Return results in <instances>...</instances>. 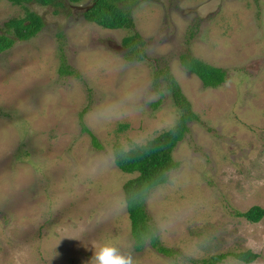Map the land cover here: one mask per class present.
Listing matches in <instances>:
<instances>
[{"label":"rangeland","instance_id":"rangeland-1","mask_svg":"<svg viewBox=\"0 0 264 264\" xmlns=\"http://www.w3.org/2000/svg\"><path fill=\"white\" fill-rule=\"evenodd\" d=\"M91 2L59 14L29 4L45 25L0 53V264H93L103 243L134 264H205L245 250L259 257L216 264H264V218L235 215L264 208V0H142L133 11L144 61L126 59L128 29L103 28L76 8ZM20 15L0 0V33ZM185 53L223 68L226 81L205 87L183 67ZM63 56L78 75L59 72ZM161 69L200 116L174 151L181 166L146 202L174 256L134 249L123 186L137 174L122 171L113 150L178 118L163 75L154 85Z\"/></svg>","mask_w":264,"mask_h":264},{"label":"trees","instance_id":"trees-1","mask_svg":"<svg viewBox=\"0 0 264 264\" xmlns=\"http://www.w3.org/2000/svg\"><path fill=\"white\" fill-rule=\"evenodd\" d=\"M13 5L21 6L24 15L12 17L5 22L0 33V53L13 48L15 44L22 41H30L35 38L43 26L45 19L38 11H34L29 4L36 3L45 7H51L54 13L60 10H69V4L79 3L81 0H8ZM142 0H92L91 7L84 10L85 18L99 26L107 29H128L129 33L123 39V45L127 47L126 59L129 61H144L147 59L145 51L146 40L136 30L134 19V8ZM183 67L196 74L203 81L205 87L216 88L226 81L227 72L218 66L185 53L181 56ZM59 72L64 75H78L69 64L65 56L62 57ZM167 81V90L174 99V104L179 110L178 118L168 129L148 139L145 143H132L129 148L122 144L114 145V160L117 166L124 172L137 174L124 183V199L131 223V235L134 249L144 250L146 245L153 246L166 256H174L176 251L164 245L161 239L159 227L150 215L146 202L150 194L157 187L165 185L170 179V173L181 166L180 161L174 157V151L178 144L190 131L189 123L199 121L200 116L193 110L191 101L182 91L177 79L167 69H161L155 75L154 85H159V77ZM160 93L163 95L162 89ZM153 103L154 107L162 102ZM81 114V119H83ZM83 129L88 131L93 139V144L101 148L102 144L97 136L91 132L82 122ZM127 124H120V130L127 128ZM236 216L244 217L248 221L258 223L264 218V208L260 205L250 207L246 211H237ZM228 256L250 263L255 261L259 255L251 250L241 252H226L212 254L205 264H216Z\"/></svg>","mask_w":264,"mask_h":264},{"label":"clouds","instance_id":"clouds-1","mask_svg":"<svg viewBox=\"0 0 264 264\" xmlns=\"http://www.w3.org/2000/svg\"><path fill=\"white\" fill-rule=\"evenodd\" d=\"M93 264H134L130 252L122 249L112 243H103L95 251Z\"/></svg>","mask_w":264,"mask_h":264},{"label":"water","instance_id":"water-1","mask_svg":"<svg viewBox=\"0 0 264 264\" xmlns=\"http://www.w3.org/2000/svg\"><path fill=\"white\" fill-rule=\"evenodd\" d=\"M90 7H91V5H86V6H84V5H76V8L80 9V10H87Z\"/></svg>","mask_w":264,"mask_h":264}]
</instances>
